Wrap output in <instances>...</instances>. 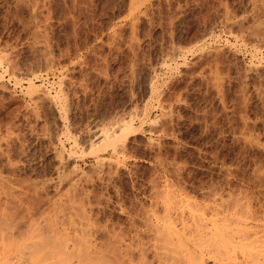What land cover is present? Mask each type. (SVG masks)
<instances>
[{
	"label": "rangeland",
	"instance_id": "374dc122",
	"mask_svg": "<svg viewBox=\"0 0 264 264\" xmlns=\"http://www.w3.org/2000/svg\"><path fill=\"white\" fill-rule=\"evenodd\" d=\"M0 55L63 94L0 87V264H191L153 258L168 186L216 198L235 264H264V0H0ZM131 111L149 121L105 149L101 127ZM196 241L200 264H230Z\"/></svg>",
	"mask_w": 264,
	"mask_h": 264
},
{
	"label": "bare ground",
	"instance_id": "6f19581e",
	"mask_svg": "<svg viewBox=\"0 0 264 264\" xmlns=\"http://www.w3.org/2000/svg\"><path fill=\"white\" fill-rule=\"evenodd\" d=\"M4 55V54H3ZM5 58H3L2 55H0V87L2 88V86L4 85V79H5V76L6 74H8L10 76L11 79H14V81L17 83H20V84H25L27 89H31L33 91H36V92H43L41 93L44 97H47L50 99L51 103H58L56 102L57 100H60L62 99V95L63 94H59V93H54V94H51L49 91H45L43 90L44 88H46V86H42V82L41 83H37V80L39 79V74L35 72V70H33L34 72H31L30 74H21L18 70H16L17 68H14V66L12 67V64L8 61L6 62L4 60ZM6 62V63H5ZM52 67V66H51ZM38 71V70H37ZM155 81V80H154ZM6 82V81H5ZM14 82V83H15ZM42 84V85H41ZM154 84V83H153ZM19 85V84H18ZM51 85V83H50ZM53 85V84H52ZM153 86V85H152ZM44 87V88H43ZM156 87V86H154ZM152 87V88H154ZM5 89V86L3 87ZM50 89V88H49ZM157 91V90H156ZM60 103V102H59ZM58 103V104H59ZM60 105V104H59ZM54 106V104H53ZM62 106V105H61ZM64 106V105H63ZM145 108V107H144ZM58 110V109H57ZM64 111V110H63ZM146 111V109H145ZM144 111V114L142 117L140 116V111L139 113L137 112H134V111H131L128 115L126 116H122L121 118L119 119H116L115 121H112L110 124L108 125H104L101 127V129L99 130L100 131V135L102 136L103 140H104V144H103V147L105 148L106 145L108 144V147H111L115 152H119L122 148H124V143L123 142H120V138H124L123 137V134L126 132V131H134L135 129V119L137 117H139L138 119H140L141 117V121L142 123L143 122H147L148 120V117L146 116V112ZM142 112V111H141ZM65 113V111L63 112ZM143 114V112H142ZM149 115V114H148ZM150 119V118H149ZM149 121V120H148ZM152 122V121H150ZM137 123V122H136ZM141 124V123H140ZM144 124V123H143ZM126 132V133H128ZM130 133V132H129ZM128 133V134H129ZM66 138H71L72 135H71V130H69L68 128L63 131V134ZM127 136V135H126ZM73 139V137L71 138ZM76 139V140H75ZM61 140V139H60ZM59 140V141H60ZM74 143H72V147H78L79 146V142L77 141V138L74 137ZM62 142V146H63V151H65L64 155L63 153L61 154L60 153V158H61V162L65 165V164H69V150L65 149V145L63 144V141ZM95 142L96 141H90L91 145L90 147L92 149H94V145H95ZM98 142V141H97ZM103 142V141H101ZM98 144V143H97ZM96 144V145H97ZM75 147V148H76ZM101 147V148H103ZM90 148V149H91ZM97 148V147H95ZM100 148V149H101ZM103 148V149H104ZM99 150V146L97 148ZM95 149V150H97ZM106 149V148H105ZM111 149V150H112ZM67 150V151H66ZM83 150V148H82ZM94 150V151H95ZM1 151V150H0ZM62 151V150H61ZM62 151V152H63ZM92 152V150H90ZM100 151V150H99ZM102 151V150H101ZM7 153V152H6ZM9 153V152H8ZM114 153V152H113ZM121 153V152H120ZM1 154V153H0ZM119 154V153H118ZM5 155V154H4ZM7 156V155H5ZM9 157V156H8ZM7 157V158H8ZM11 157V156H10ZM66 157V158H65ZM72 158V157H71ZM98 158V157H96ZM100 158V157H99ZM66 159V160H65ZM101 159V158H100ZM99 161H103V160H100ZM13 160V159H12ZM105 160V159H104ZM7 162V161H6ZM11 162V161H10ZM14 162V161H13ZM4 163V162H3ZM12 164V162H11ZM74 166V165H73ZM12 167V166H11ZM14 167V166H13ZM75 168V167H74ZM1 169V167H0ZM16 170V169H15ZM62 171V170H61ZM64 171V170H63ZM64 173V172H62ZM61 174V173H60ZM59 175V173H58ZM66 175V174H65ZM68 176V175H67ZM64 179V178H63ZM67 179V178H66ZM69 180V179H68ZM212 198V197H211ZM216 201V198L213 199V200H209V201H204V202H197V201H190L189 199H187V197L185 195H183V193L181 191H178L174 188H171L170 186H168L166 189H165V194L163 195V200H162V205H163V209H164V213L162 216H159V218L161 219L162 222H160L159 220H156L154 221V225L157 227V231L159 232L158 235L159 237L165 242V244L161 245H157L156 244V247H153V258L157 259L159 262H163L165 259H167V255H168V251L167 250H174L172 251L173 253H170L172 254V256L170 257H178L177 255H180V256H185V257H188L190 259V262L192 261L193 264H200L198 261V257H197V254H195L193 251H190L189 250V247H187V240L189 239H192L193 242L195 243L196 241V238L197 235L199 236L198 237V240L197 241H201V243H205V242H219L218 245H225L226 243V247L224 248V251H226V253L229 255L228 257H233L232 260L231 258L229 260V263L230 264H233V262L237 259V254L235 252H230L232 251V244H231V239H229L228 237L230 236H227L226 234H224L223 232V229L221 227L227 225V220L229 221H232L229 217L228 218H220V217H217L216 216V212L215 210L218 208L217 207V202ZM240 205V203H239ZM241 213V212H239ZM224 216V215H223ZM229 216V215H228ZM152 217V216H151ZM154 220V219H153ZM235 220L237 221L236 223L237 224H245L247 222V219H243L241 217H236ZM234 222V220H233ZM192 230V228H194ZM206 227H211L212 229L210 230V232L208 231V237H207V234L205 235V233L207 232L208 229H206ZM232 227V226H231ZM236 227V226H235ZM52 228V227H51ZM54 229V228H53ZM152 229V228H151ZM204 229L206 232H204ZM234 230V229H233ZM52 231V230H50ZM85 231V230H84ZM87 231V230H86ZM88 232V231H87ZM236 233V231H234ZM53 233V232H52ZM246 232L244 233H241V234H238V235H234L232 237V240L238 242L239 244L241 243H246L248 240H249V234H245ZM84 235V234H83ZM205 235V237H203ZM88 236V235H87ZM83 237V236H81ZM204 238V239H203ZM122 240H124L122 237H121ZM119 239V240H121ZM133 239V238H132ZM151 239V238H150ZM201 239V240H200ZM207 241H206V240ZM73 240V239H72ZM160 241V239H158ZM195 240V241H194ZM205 240V241H204ZM70 241V240H69ZM196 241V242H197ZM231 241V242H230ZM77 242V241H76ZM81 242V241H80ZM131 242V241H130ZM133 242V241H132ZM131 242V243H132ZM235 242V243H236ZM252 242V241H251ZM72 243V241H71ZM125 243V242H124ZM199 243V242H197ZM222 243V244H221ZM237 243V244H238ZM73 244V243H72ZM78 244V243H77ZM68 245V243H67ZM81 245V244H80ZM78 245V246H80ZM84 245V244H83ZM87 245V244H85ZM131 245V244H130ZM138 246H140L139 244H137ZM202 245V244H201ZM231 245V246H229ZM73 246V249H70L71 247ZM69 244V256L72 254V253H77V250L76 248L74 247L75 245H72ZM77 246V245H76ZM133 246V245H132ZM220 246V247H221ZM244 246V245H242ZM81 247V246H80ZM127 247V246H126ZM129 247V245H128ZM134 247V246H133ZM137 247V246H136ZM231 247V248H229ZM67 250L68 248L65 247ZM64 248V249H65ZM122 246L120 245V248L121 249ZM124 248V247H123ZM122 248V249H123ZM227 248V249H226ZM79 249V248H77ZM118 249V248H117ZM121 249V251H122ZM134 249V248H133ZM131 249V251L133 250ZM223 249V248H222ZM226 249V250H225ZM66 250V251H67ZM75 250V251H74ZM80 250V249H79ZM90 250V249H89ZM94 250V249H93ZM96 250V249H95ZM125 250V249H124ZM151 250V249H150ZM170 250V251H171ZM201 250V249H200ZM65 251V250H63ZM65 251V252H66ZM81 251V250H80ZM86 251H87V247H86ZM85 251V252H86ZM92 251V250H91ZM126 251V250H125ZM148 251V250H147ZM203 251V250H202ZM84 252V251H83ZM93 252V251H92ZM103 252V251H102ZM127 252V251H126ZM144 252V251H143ZM152 252V251H151ZM60 253V252H59ZM101 253V251L99 252ZM121 253V252H119ZM129 253V252H127ZM174 253H177L176 255ZM61 254V253H60ZM80 255H82L80 252H79ZM78 254V255H79ZM85 254V253H84ZM83 254V255H84ZM91 255V253H89ZM124 254V253H123ZM123 254L121 256H123ZM126 254V253H125ZM131 254V253H130ZM144 254V253H143ZM169 254V255H170ZM37 255V254H36ZM88 253L86 254V256L83 257V260L87 261V264L88 262H90L91 264L92 263H98L96 262H93L94 260H91L93 259L92 257H89L90 255H88ZM94 255V253H93ZM120 254H117L116 256L119 258H115L118 259L119 261H123L125 260L126 261V264L129 263L127 259H131L130 260V263L132 262H135L133 260V255H131L133 258H127V259H121L120 260V256H118ZM175 255V256H174ZM62 256V255H61ZM92 256V255H91ZM95 256V255H94ZM126 256V255H124ZM130 256V257H131ZM144 257V256H143ZM146 257V256H145ZM144 257V258H145ZM167 257V258H166ZM184 257V258H185ZM99 258V257H97ZM101 258V256H100ZM142 258V260L144 259ZM179 258V257H178ZM187 258V262H188V259ZM38 259V257H37ZM152 259V260H154ZM155 259V260H156ZM186 259V258H185ZM91 260V261H90ZM145 260V259H144ZM147 260V259H146ZM151 260V261H152ZM179 260H181L179 258ZM98 261V260H97ZM123 261V263L125 262ZM150 261V262H151ZM157 261V262H158ZM172 261V260H171ZM201 261V260H200ZM100 262V261H99ZM108 262V261H107ZM110 263V262H108ZM117 262V261H116ZM153 262V261H152ZM151 262V263H152ZM186 262V261H185ZM189 262V263H190ZM103 263V262H102ZM102 263H98V264H102ZM122 263V262H120ZM184 263V262H183ZM191 263V264H192ZM104 264V263H103ZM135 264V263H134ZM235 264V262H234Z\"/></svg>",
	"mask_w": 264,
	"mask_h": 264
}]
</instances>
